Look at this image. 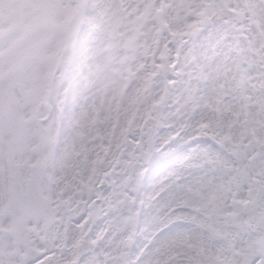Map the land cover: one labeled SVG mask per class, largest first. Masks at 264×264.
Segmentation results:
<instances>
[{"label": "snow or ice", "instance_id": "6c2138e0", "mask_svg": "<svg viewBox=\"0 0 264 264\" xmlns=\"http://www.w3.org/2000/svg\"><path fill=\"white\" fill-rule=\"evenodd\" d=\"M0 264H264V0H0Z\"/></svg>", "mask_w": 264, "mask_h": 264}]
</instances>
